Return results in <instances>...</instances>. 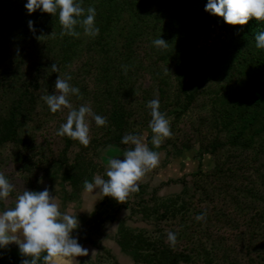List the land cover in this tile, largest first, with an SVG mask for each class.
Instances as JSON below:
<instances>
[{
	"label": "rangeland",
	"instance_id": "1",
	"mask_svg": "<svg viewBox=\"0 0 264 264\" xmlns=\"http://www.w3.org/2000/svg\"><path fill=\"white\" fill-rule=\"evenodd\" d=\"M115 1L111 6L106 0L95 1L96 27L100 30L99 26L108 18L114 27L111 34L103 33L105 38L95 39L100 52L91 56L106 58L108 50L100 44H106V40L112 44V37L125 30L123 22L130 19L132 30L127 32L134 39L135 56L129 58L127 50L120 52L128 59L124 64L133 70L131 74L135 73V80L131 81L135 90L124 99L127 104L120 130L108 120L109 130L104 133L94 119L87 117L91 137L87 147L67 136H58L69 109L52 113L41 99L55 94V86L51 90L41 88V97L35 103L24 101L21 114L15 115L8 130L3 125L11 116L10 98L14 96L6 93L0 99V172L14 185V190L0 200V211L14 207L24 190L47 188L56 197L60 210L79 220L72 235L89 251L88 256L76 258L79 264H264V131L254 134L249 145L241 144L262 125L264 112L255 111L247 102L245 116L250 119L254 114V118L230 142L243 124L240 108L232 104L233 91L244 77L239 68H247L239 50L242 54L252 53L256 43L230 28L220 53L224 58L213 70L204 67L203 72L196 74L188 51L203 21L211 19L210 12L201 4L193 6L182 1ZM26 3L27 0H10L0 7V21L7 20L8 25H13L9 31H14L12 38L9 34L4 36V32L0 34V54H10L8 66L16 64L15 55L23 45L29 49L36 47L29 52L24 48L30 54L25 63L36 56L41 62L46 58L39 51L41 41L31 39V35L22 43L17 41L21 17L26 23L34 20L25 8ZM46 29L35 28L37 37L53 39L58 32L53 26ZM79 30L82 32L76 31L83 38L82 44L87 46L91 38L83 27ZM158 37L169 44L167 49L153 44ZM223 38V30L213 26L208 28L207 35L198 37L195 47H206L204 55L220 46ZM240 44L243 48H238ZM116 47L110 49L111 53H118ZM166 53L169 57L164 60L162 55ZM85 57L83 52L71 64L74 71ZM136 57L143 58L140 71L134 67ZM89 60L93 61L90 56ZM120 61L116 66L110 64L114 77L110 88L116 85L119 73H114V69L121 70ZM3 64L0 63V76L9 81V72L1 74ZM95 71L96 74H85L79 69L72 74L70 85L78 89L84 86L86 92L80 91L82 98L70 95L69 100L73 108L87 105L102 116L96 104H106L101 87L108 82L100 77L98 66ZM189 91H195L191 100L186 94ZM152 99L159 100L160 111L171 121L173 133L158 148L146 141L149 133L151 141L153 136L149 127L151 110L147 107ZM129 133L142 136L148 147L160 154L159 165L139 182V191L130 194L125 204L103 197L99 189L93 193L85 191V179L92 182L96 175L107 179L106 162L110 156L123 159L124 150L133 147L121 143ZM198 216L202 219L197 220ZM169 232L177 236L174 247L167 241ZM126 238L132 239V244L123 249L120 243ZM133 245L140 248L137 259L130 253Z\"/></svg>",
	"mask_w": 264,
	"mask_h": 264
},
{
	"label": "clouds",
	"instance_id": "2",
	"mask_svg": "<svg viewBox=\"0 0 264 264\" xmlns=\"http://www.w3.org/2000/svg\"><path fill=\"white\" fill-rule=\"evenodd\" d=\"M25 8L29 14L38 9L53 16L58 12L62 35L78 38V25L83 27L88 36L95 37L100 31L95 25V8L89 6L85 9L82 0H27ZM205 11L222 17L229 25L243 26L252 18L264 21V0H208ZM33 23L28 21L30 30L34 31ZM255 42L258 49H264V31L255 35ZM153 44L162 49L169 46L161 38L155 39ZM51 68L52 72L60 71L56 64ZM70 80V76H58L55 94L44 95L41 99L52 113L62 108L69 109L66 122L60 125L57 135L67 136L87 147L91 140L87 117L94 119L97 126H106L107 118L96 115L87 105H81L78 109L72 107L69 96L82 98V94L78 88L70 85ZM147 107L151 110V142L158 148L164 139L173 135L171 121L160 111L158 99L148 101ZM121 143L133 147L124 150L123 159L110 156L106 162L107 179L100 175H96L92 182L85 179L84 189L89 193L99 189L103 197H111L125 204L130 194L139 191V182L159 165L160 154L151 150L140 135L126 134ZM13 190L14 185L0 172V200L9 197ZM199 219L202 217L198 216ZM78 227L77 216L62 212L56 197L47 188L43 191L24 190L16 198L14 207L0 211V247L18 245L20 254L26 258L22 264H74V260L79 264L76 258L88 256L89 251L72 235ZM167 241L174 247L177 243L176 234L169 232Z\"/></svg>",
	"mask_w": 264,
	"mask_h": 264
},
{
	"label": "trees",
	"instance_id": "3",
	"mask_svg": "<svg viewBox=\"0 0 264 264\" xmlns=\"http://www.w3.org/2000/svg\"><path fill=\"white\" fill-rule=\"evenodd\" d=\"M9 1L10 0L0 1V7L9 4ZM95 1L97 0H82V7H84L85 9H87L89 6H93L94 8H96ZM166 1H170L172 3L182 1L184 3L187 2L193 6L201 4L204 8H206V5L208 3V0ZM114 2L116 1L106 0L108 6H111ZM29 16H34V29L36 28L41 30H47L46 28H48L49 26H53V30H57L58 32L53 35V39H51L50 37L39 39L36 34L37 30H30L28 23H26L25 21V18L21 17L22 25H20V30H18L17 41L22 43L26 40L25 38H30L29 36L31 35V39H35L38 43H40L39 41H41V43L39 44V51L40 54L45 53L46 58L45 61L41 62L38 61V56H36L34 59L29 58L30 61L28 60L29 62L25 63L24 59H27V57L30 55L29 53L27 54V52H29L28 50L33 51L36 48L35 47L29 49L30 47L28 45L21 46V49L15 55V58L18 60L16 61V64L12 66H8L9 63L6 62L9 59L10 54L5 52L0 54V63L2 64L4 62V66L2 65V68H4V70L1 74L9 72V78L11 77L8 81L7 79H4L2 76H0V99L3 100V97L4 95H6V93L8 95L14 96L10 98L13 103L12 107L10 108L11 116L9 117V120L7 119L5 121L3 128H7L9 130L8 125L13 124L16 120L15 115L21 114V107L24 101L28 100V102L35 103L41 97V88L43 89V87L46 86L45 90L47 88H50V90L53 89L58 76H60L61 78H67L68 76L71 77L72 74H75V72L79 71V69L80 71H82V73L85 74H96V71L93 72V70H95L98 66V73L100 74V77L102 78V80H104V82L108 83H105L106 85L101 87L102 92L104 93V96L107 99V102L105 105L102 101L97 102L96 108L102 113V117H106L107 121L110 120V124L113 123L115 128L120 130L122 118L124 116V108L127 104L126 102H124V99L128 96V94H133L135 90L131 84L132 79L135 80V78H133V74L135 73L131 74L133 70L129 69L130 66H127V63L124 64L126 61H128V59L124 58L123 54L120 52L121 50H127V56L129 58L131 57V55L135 56L133 55L135 53L132 49V46L134 45V39L133 37L129 36L127 32V30H132V28H129L131 24L130 19L128 18L125 23L123 22V27H126V29L121 31V33L119 34H116V36L112 37V44L107 42V40L105 41L106 44H104V42L100 44V46L105 47L104 50H106L107 48V57L104 59L103 57L96 59L91 56L92 53L100 52L98 49L99 44H97L96 42H98V40L101 39L102 36L105 38V35L103 34L104 32H106L107 34H111L112 28L114 27L110 23V18H108V20L103 23V25L99 26L102 34H98L97 37L90 36V43L87 46H84L82 44V37L77 38L66 34H61L63 29L59 22L58 12L55 16H53L52 14L44 13L38 9L35 12L29 14ZM1 18L2 17L0 16V19ZM15 24L19 25L18 21H15ZM212 24L217 25L221 30H223L224 38L220 46L216 48L214 47L215 49L212 48L207 54L203 55V53H205L206 47H195V45L197 44L198 37L201 34L207 35V30L211 27ZM78 26L76 27V30L82 32L81 30H79L81 26ZM12 27V24L8 25V21L3 19V21H0V34L4 32V36L9 34L10 38H12L14 36V31H9V29H12ZM230 28L232 30H238L242 38L250 37L255 42V35L258 32L264 31V21H257L255 18H252L246 25L233 26L227 24L222 17L212 14L211 19L203 21L201 27L195 33L190 43V51H188L189 53L185 51V54L188 53L190 55L191 68L193 69V73L200 74L201 72H203V69H205L204 67L211 70L217 67L218 61L224 58L222 55L220 56V53L226 44V38ZM95 39L98 40L95 41ZM35 40L34 43H36ZM114 46H118L116 47L118 53H111L110 49H112ZM24 48L27 50V52L26 50L24 51ZM238 48L243 47L240 44ZM83 52L87 54V57L81 59L80 67L77 71H74L71 64L77 61L79 55ZM239 54L242 56L243 62L247 64V68L243 66L239 68V72H242L244 74V77L238 81V86L236 90L233 91L232 96L235 102H233L232 104L234 107L240 108L237 109L240 110L239 117L243 121V124H241L240 129H238L236 133H234V139L232 138L230 142H234L235 139L242 134V130L245 129V125L248 120L250 121L254 118V114L250 117V119L245 116L247 110V102L248 104H250L249 106H252V108L255 109V111L257 109H261L264 112V49H258L256 47L252 53L247 51L245 54H242V50H239ZM89 56L94 62L89 60ZM136 56L138 55L136 54ZM168 57L169 56L167 55V53L162 55V59L164 58V60ZM142 59L143 58L139 59L138 57H136L134 65V67H136L135 70L138 69L140 71L144 67ZM120 60H123L122 63ZM118 61H120L121 70L119 71L117 68L114 69V73L118 72L119 74L117 75L115 81L116 85L113 88H110L109 84L111 83L114 77L113 73L110 72L109 67L110 64H114L116 66V63ZM53 64H56L58 66V68L60 69L59 72H52L51 66ZM192 77H194V75H192L191 78ZM5 80L7 81L3 83ZM79 90L86 92L84 86H80ZM194 92L189 91L188 93H186L188 94V100H191L193 98ZM34 94L35 96H33ZM132 96L133 95H130V97ZM243 106L244 108L242 109ZM107 124L109 125V123ZM108 125L103 127L101 126L100 130L104 133H107L109 130ZM97 127L96 129L99 130V128ZM94 131L95 130L93 129L92 132ZM262 131H264V117L262 125L258 129H255V131L251 133L250 136L241 140V144L244 146L249 145L252 142L254 134L260 133ZM92 138L94 139V137ZM146 141L150 144V133L146 136ZM120 244L123 249H127L128 246L132 244V239L128 240L126 238V241L124 240ZM139 249V247L133 245V249L132 251H130L131 255L135 259L139 257ZM24 259L26 258L20 254L18 246L8 245L6 247H0V264H22V261Z\"/></svg>",
	"mask_w": 264,
	"mask_h": 264
},
{
	"label": "built area",
	"instance_id": "4",
	"mask_svg": "<svg viewBox=\"0 0 264 264\" xmlns=\"http://www.w3.org/2000/svg\"><path fill=\"white\" fill-rule=\"evenodd\" d=\"M213 26L217 27L222 32V30L217 25L212 24L211 27H213ZM199 47H201V46H199Z\"/></svg>",
	"mask_w": 264,
	"mask_h": 264
},
{
	"label": "flooded vegetation",
	"instance_id": "5",
	"mask_svg": "<svg viewBox=\"0 0 264 264\" xmlns=\"http://www.w3.org/2000/svg\"><path fill=\"white\" fill-rule=\"evenodd\" d=\"M11 245V244H10ZM13 245H16V244H13ZM18 246V245H17Z\"/></svg>",
	"mask_w": 264,
	"mask_h": 264
},
{
	"label": "water",
	"instance_id": "6",
	"mask_svg": "<svg viewBox=\"0 0 264 264\" xmlns=\"http://www.w3.org/2000/svg\"><path fill=\"white\" fill-rule=\"evenodd\" d=\"M11 245H13V244H11Z\"/></svg>",
	"mask_w": 264,
	"mask_h": 264
}]
</instances>
